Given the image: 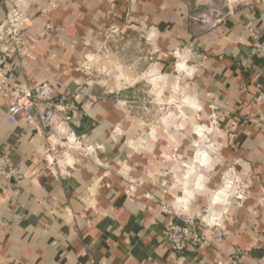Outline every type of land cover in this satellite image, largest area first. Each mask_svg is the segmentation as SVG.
I'll list each match as a JSON object with an SVG mask.
<instances>
[{
  "label": "crops",
  "instance_id": "crops-1",
  "mask_svg": "<svg viewBox=\"0 0 264 264\" xmlns=\"http://www.w3.org/2000/svg\"><path fill=\"white\" fill-rule=\"evenodd\" d=\"M15 6L25 14L27 64L10 61V82L48 81L58 94L78 96L85 119L75 132L96 151L87 155L72 146L69 174L57 177L43 161L47 133L23 115L11 123L0 96V149L25 174L19 183L0 178V264L264 262V58L252 38L256 33L264 40V0H242L215 25L198 22L189 0H136L132 10L124 0H4L0 28ZM104 35L118 38L111 48L125 65L128 50L146 42L152 68L168 78L165 94L177 64L192 69L181 90L201 105L205 122L213 113L209 106L217 107L219 148L189 187L174 178L196 158L191 128L179 137L149 134L127 96L132 86L114 91L110 77L82 69ZM184 46L180 64L174 52ZM134 58L136 70L146 65ZM134 77L137 84L143 79ZM63 131H54L51 141L71 146L70 127ZM231 167L248 188L243 200L225 199L226 190L214 196ZM176 197L185 202L180 218L162 209ZM204 213L214 218L211 227L202 226L211 243L172 251L168 227ZM217 233L224 234L221 242Z\"/></svg>",
  "mask_w": 264,
  "mask_h": 264
},
{
  "label": "built area",
  "instance_id": "built-area-1",
  "mask_svg": "<svg viewBox=\"0 0 264 264\" xmlns=\"http://www.w3.org/2000/svg\"><path fill=\"white\" fill-rule=\"evenodd\" d=\"M3 1L0 0V3ZM24 16V11L15 6L7 11L6 21L3 27L0 28V96L8 102V119L11 123H15L18 117L23 115L28 124L38 123L42 130L47 133L49 143L44 149L43 156L45 167L55 172L54 174L57 177H64L69 174L66 157H68L67 152L72 146L79 145L80 148L83 147L87 155L94 153L96 150L91 146L84 145L82 142L83 136L78 137L75 132L82 126L85 119V113L80 107L78 96L72 93L58 94L55 87L48 81L35 86L10 82L7 73L10 61L14 57H18L23 68L27 64L24 59L26 50ZM252 38L257 54L264 58V40L256 33H252ZM178 67L177 64V74L183 73L189 78L192 77V69L179 71ZM86 69L89 71V68ZM210 107L213 111L214 123L218 128L216 121L217 107L214 105ZM65 126L70 127L69 139L71 140H68L67 143H70L71 146L68 147L62 143L56 144L51 141L54 131L64 132L63 128ZM24 177V172L15 165L12 158L3 149H0V178L8 182L19 183ZM224 179V186L228 193L226 199L230 197H235L236 200L245 199L249 193L248 188L237 175L234 167L229 169ZM220 191H217L216 194ZM162 209L167 212L173 211L176 217H181L179 214L182 213L171 210L167 204L163 203ZM182 220V223H172L167 229V241L172 251L182 253L192 243L198 245H209L211 243L202 226L211 227L214 224V218L207 220L206 217L198 216L194 219L187 216ZM216 237L221 242L224 234L217 233ZM232 264L241 263L234 259ZM259 264H264V262Z\"/></svg>",
  "mask_w": 264,
  "mask_h": 264
},
{
  "label": "rangeland",
  "instance_id": "rangeland-1",
  "mask_svg": "<svg viewBox=\"0 0 264 264\" xmlns=\"http://www.w3.org/2000/svg\"><path fill=\"white\" fill-rule=\"evenodd\" d=\"M124 1L127 3L128 9L132 10L136 0ZM189 1L193 8L194 17H197L198 22L203 21L206 24L215 25L224 18L229 9L233 8L242 0ZM116 33L115 31H111L112 35ZM100 42H102L101 45L96 46L97 48L93 51L96 56H91V63L89 61L86 63L85 61L82 69L85 71H88L86 68H89V71L95 69L100 75L110 77V79H112L111 84L114 87V91H119L125 86H132L130 88L131 92L127 96L134 102L133 104L137 108L136 112L138 111L140 117L144 118V122H147L148 128H150L149 134L151 132L158 133L160 130L165 137H179L181 133L184 132L185 127L191 128L193 156H196V158L194 159L193 157L192 162L185 166L187 172L182 173L183 175L179 178L175 177L174 182L176 185L182 187H189L191 178L192 182L193 180L197 182V176L204 174L200 166L205 167L210 161L209 159H211V157L209 154L217 153L219 146L217 145L216 138L219 131L214 123L215 119L212 117V114L210 115L209 113V121L205 122L202 119L203 109L201 105L198 104L195 98L185 95L181 90L183 78L187 77L186 74L176 73L170 87L171 93L165 94L163 93V89L167 92L168 78L163 73L162 76L158 74V69L152 68L151 62L149 61L150 52L146 49V42L141 43L142 47H140L139 50H128L126 55L129 59L127 60V65L119 59L120 55L116 53L118 51H114L111 48L113 44H119L120 41L117 37H106L104 35L103 38L100 39ZM132 46L134 47L133 44ZM183 48H185V46L176 48L174 52L176 61L177 63L180 62V64L185 60L183 55H186V51H184ZM135 56L142 57L146 62V65L138 67V70H136L134 64ZM147 61H149V63H147ZM179 71L181 70L179 69ZM153 73L156 75L154 76ZM126 76H128V79H126ZM130 76H143V79L140 78L137 84V82L131 80ZM158 76L159 79H157ZM224 181L225 179L215 191L214 196L217 191L226 190ZM226 198L227 197H225V199ZM212 200L213 197L211 203ZM173 202L174 203L171 205L168 203L165 204L169 205L171 210L183 213L185 203L183 199H177L176 197ZM206 215L207 213H204L202 217H207Z\"/></svg>",
  "mask_w": 264,
  "mask_h": 264
}]
</instances>
